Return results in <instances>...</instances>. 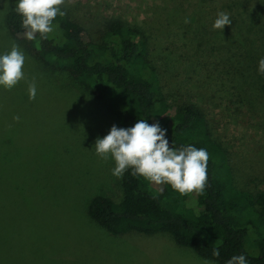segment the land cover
<instances>
[{"label":"rangeland","instance_id":"1","mask_svg":"<svg viewBox=\"0 0 264 264\" xmlns=\"http://www.w3.org/2000/svg\"><path fill=\"white\" fill-rule=\"evenodd\" d=\"M17 2L0 0V55L15 43L26 57V80L11 91L0 86V264H204L167 233L111 235L90 218L93 196L122 197L114 161L94 148L117 120L105 100L17 43L5 24ZM62 7L95 39L110 20L139 28L169 103L200 106L237 179L264 186V24L253 32L247 17L264 16V0H65ZM221 11L238 15L226 31L213 28ZM254 49L257 64L247 59Z\"/></svg>","mask_w":264,"mask_h":264},{"label":"trees","instance_id":"2","mask_svg":"<svg viewBox=\"0 0 264 264\" xmlns=\"http://www.w3.org/2000/svg\"><path fill=\"white\" fill-rule=\"evenodd\" d=\"M13 9L6 13L5 24L17 43L50 69L70 74L92 97L105 100L119 128L131 127L139 119L150 124L159 120L168 129L172 146L193 145L210 155L203 194L182 196L168 184L150 183L129 170L120 179L121 199L93 196L88 204L90 218L111 235L167 233L176 245L217 264L241 254L248 264H264V186L251 188L237 179L228 152L212 137L200 106L169 103L148 59L144 33L110 20L95 39L66 14L56 17L55 30L47 39L37 34L28 40L22 17ZM229 16L237 21L236 12ZM247 17L254 24L253 32L261 30L264 16L248 12ZM230 27L226 25L225 31ZM256 56L254 49L247 59L254 62ZM214 249L219 250L218 257L213 256Z\"/></svg>","mask_w":264,"mask_h":264},{"label":"clouds","instance_id":"3","mask_svg":"<svg viewBox=\"0 0 264 264\" xmlns=\"http://www.w3.org/2000/svg\"><path fill=\"white\" fill-rule=\"evenodd\" d=\"M65 0H18L13 9L22 17L21 27L25 38L34 40L37 34L43 39L55 30L56 17L65 16L61 8ZM7 3H5V8ZM189 20L186 18L185 23ZM230 16L221 11L213 28L223 31L231 25ZM26 57L17 44L9 52L0 55V86L11 91L21 80H26L23 71ZM260 74H264V58L259 61ZM27 82V81H26ZM29 99L34 101L37 95L35 79L28 82ZM19 120V117H14ZM168 129L161 126L159 120L149 123L139 119L133 126L118 128L113 125L109 134L95 141V152L102 160L114 161L112 174L122 178L131 170V174L143 177L157 185L168 184L179 194H203L207 187V168L210 160L208 151L193 145L176 148L167 138ZM220 255L218 249L213 256ZM204 264H213L205 260ZM227 264H248L245 255H234Z\"/></svg>","mask_w":264,"mask_h":264}]
</instances>
